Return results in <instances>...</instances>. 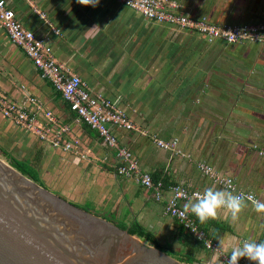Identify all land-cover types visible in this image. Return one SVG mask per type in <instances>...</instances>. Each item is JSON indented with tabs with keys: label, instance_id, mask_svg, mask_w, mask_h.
Listing matches in <instances>:
<instances>
[{
	"label": "crops",
	"instance_id": "obj_1",
	"mask_svg": "<svg viewBox=\"0 0 264 264\" xmlns=\"http://www.w3.org/2000/svg\"><path fill=\"white\" fill-rule=\"evenodd\" d=\"M6 1L93 95L129 116L135 130L114 131L143 172L166 185L224 189L199 170L198 164L206 162L219 175L233 178L239 191L253 192L264 202V45L209 43L114 0H99L95 7L77 0ZM177 1L183 13L217 24L254 23L264 17V0ZM0 94L36 111L41 121L52 112L56 126L69 125L79 139L77 154L55 148L0 111V143L18 148L53 191L113 224L138 222L200 264H220L217 255L187 238L153 190L118 174L116 151L71 111L1 24ZM156 140L177 141V149L161 148ZM204 224L228 254L245 239L264 242V213H256L250 202L237 221L221 210Z\"/></svg>",
	"mask_w": 264,
	"mask_h": 264
},
{
	"label": "built area",
	"instance_id": "obj_2",
	"mask_svg": "<svg viewBox=\"0 0 264 264\" xmlns=\"http://www.w3.org/2000/svg\"><path fill=\"white\" fill-rule=\"evenodd\" d=\"M126 7L137 11L144 18L160 24L176 26L196 33L209 43L223 42L228 45H244L255 43L264 45V17L254 23L217 24L208 17H192L181 11V4L177 0H114ZM0 24L7 31L11 41L22 48L42 76L49 80L53 87L61 93L68 102L71 111L95 130L103 139L105 145L116 151L118 158L117 172L126 178H133L147 189L153 190L157 201H165L168 215L178 220L182 227L204 248L217 255L220 264H226L230 254L225 251L217 252L220 244L209 236L207 231L200 228L191 214H183V205L200 190H190L182 185H166L162 181H155L149 173L141 169L140 162L134 154L120 145L114 130H135V125L129 116L116 105L102 96L93 95L83 79L72 73L55 57L54 50L46 39L39 37L18 18L15 10L6 0H0ZM0 111L4 117L35 133L39 139L61 148L67 152L77 154L81 143L67 126L57 127V119L52 112L46 113L45 121L38 119L36 111L22 107L0 94ZM159 147L166 150H176L178 142L156 140ZM199 170L214 183L234 190V193L251 194L253 192L239 191L233 178L219 175L206 162L198 164ZM168 194V195H167ZM258 200V199H257ZM239 264H251L243 258Z\"/></svg>",
	"mask_w": 264,
	"mask_h": 264
},
{
	"label": "water",
	"instance_id": "obj_3",
	"mask_svg": "<svg viewBox=\"0 0 264 264\" xmlns=\"http://www.w3.org/2000/svg\"><path fill=\"white\" fill-rule=\"evenodd\" d=\"M0 264H184L0 157Z\"/></svg>",
	"mask_w": 264,
	"mask_h": 264
},
{
	"label": "clouds",
	"instance_id": "obj_4",
	"mask_svg": "<svg viewBox=\"0 0 264 264\" xmlns=\"http://www.w3.org/2000/svg\"><path fill=\"white\" fill-rule=\"evenodd\" d=\"M82 6H97L99 0H77ZM264 40V37L261 38ZM251 203L253 210L258 213H264V202L257 200L251 194L234 193V190L215 189L207 187L203 192H196L193 197L183 205V214H192L200 223H206L210 219H215L221 210L227 212L233 221H237L241 212ZM220 246L217 252H222L224 245ZM241 258H247L251 264H264V242H257L245 239L237 247L231 249L226 264H239Z\"/></svg>",
	"mask_w": 264,
	"mask_h": 264
},
{
	"label": "trees",
	"instance_id": "obj_5",
	"mask_svg": "<svg viewBox=\"0 0 264 264\" xmlns=\"http://www.w3.org/2000/svg\"><path fill=\"white\" fill-rule=\"evenodd\" d=\"M0 149L12 167H14L16 170H18L23 175L32 179L34 182H36V183L40 184L41 186L46 187L48 189L47 185L45 184V182L41 178L39 169L37 168V166H35V164H33L32 162H29L27 160L16 158L12 154L8 153L2 147ZM197 221L199 222V220H197ZM115 224L117 226H119L121 229L128 231L131 235L138 237L143 242H145L151 246L156 247L157 249L167 253L168 255L172 256L173 258L177 259L178 261H180L184 264H200L199 259H197L195 256H191L189 254H186V253H183L180 251L176 252L171 247L166 246L159 239H157L156 236L152 232H150L148 229H146L144 226H142L138 222H135L132 224H126V223H115ZM199 224L203 229H205V231L208 230L206 224L200 223V222H199ZM183 231H184L185 235L187 236V238H192V236L190 235V233L187 230H185L183 228ZM197 243H199L200 247L203 248L202 243H200V242H197Z\"/></svg>",
	"mask_w": 264,
	"mask_h": 264
},
{
	"label": "rangeland",
	"instance_id": "obj_6",
	"mask_svg": "<svg viewBox=\"0 0 264 264\" xmlns=\"http://www.w3.org/2000/svg\"><path fill=\"white\" fill-rule=\"evenodd\" d=\"M231 53H235V51H230V50H228V53L227 54H231ZM237 54H240V52L239 51H237V53H236V55ZM256 53H254V55H255ZM263 101H264V98H263ZM1 147H3V149H6L7 151H9V153L10 154H12L13 156H15V157H19V158H21L22 159V156L20 155V153H19V151H17L18 150V148H13V147H11L10 145H9V143H6V144H1L0 143V148ZM23 155V154H22ZM0 157L5 161V162H7L8 164H10L8 161H7V159H6V157H5V155L3 154V152L1 151V149H0ZM46 182V184L48 185L49 183L47 182V181H45ZM49 186V185H48ZM52 187H50L49 186V190H51L52 192H55V191H53L52 189H51ZM56 193V192H55ZM57 194V193H56ZM57 195H60V194H57ZM68 200V199H67ZM69 201V200H68ZM76 205V204H75ZM77 207H79L78 205H76ZM85 207V206H84ZM81 208V207H80ZM87 209H89V207H86Z\"/></svg>",
	"mask_w": 264,
	"mask_h": 264
}]
</instances>
